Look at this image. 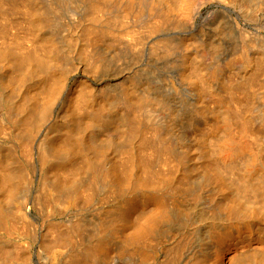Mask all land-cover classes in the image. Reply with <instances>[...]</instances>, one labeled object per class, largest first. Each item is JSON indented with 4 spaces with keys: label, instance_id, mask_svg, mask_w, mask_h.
I'll use <instances>...</instances> for the list:
<instances>
[{
    "label": "rangeland",
    "instance_id": "obj_1",
    "mask_svg": "<svg viewBox=\"0 0 264 264\" xmlns=\"http://www.w3.org/2000/svg\"><path fill=\"white\" fill-rule=\"evenodd\" d=\"M21 1L14 4V0H0V128H3L0 132H6L0 134V235L3 237L0 239V264H53L49 256L55 248L56 251H63L58 254L60 258H57L55 264H68L71 260L69 256L76 258L78 264H152L154 257L158 258L155 262L159 264L168 256L173 257V250L178 244L185 245L186 248L177 257V264H215L221 257L225 264H234L237 252L248 244L261 255L245 260V264H264V211L256 201H240L239 203L247 204L243 205L234 202L232 194L231 197L225 196L230 194L221 191L220 182L206 170L209 159L203 144L204 135L213 130L217 120L230 107L231 93L228 86L233 85V82L236 87L241 84L240 89L234 85L232 87L238 91L244 88L243 93L239 92L243 94L240 95L241 101L245 95H249L245 96L242 108L253 107L249 110L241 109L243 112L250 111L248 114L243 113L244 116H250L249 123L251 122L247 142L252 143L250 148L264 162V65L259 75L261 84L253 88L254 95L243 83L247 82L261 63L251 68L242 65L240 59L246 51L248 56L257 60L261 57L264 61V0H172L173 6L176 3V9L171 11L168 20L163 21L154 32H149V28L153 26L151 23L159 19L158 15L163 10L169 8V3L164 2L168 0ZM97 1L103 4V9L93 13L91 6ZM193 3L194 6L200 5L198 12H193ZM20 9L32 14L36 12L39 16L29 13L32 19L23 11L25 15H21L27 18L22 22L24 18L17 15H20L17 11ZM34 16L37 19L42 16L39 18L41 23L36 18L34 20ZM28 19L37 21L31 25L32 20L29 22ZM48 20H52L50 25ZM34 23L40 27L37 28ZM22 52L23 55H20ZM13 53H17L24 62L27 59L24 56L31 53L34 55L23 66L22 60L18 64L19 58ZM40 55H45V58ZM91 59L96 65H93ZM28 60L30 64L27 63ZM41 60L49 66V70L45 64L46 69L39 64ZM18 65L25 68L20 70L22 74L18 73L21 68ZM197 66L209 77L208 84L202 85L193 79ZM44 70H48V75ZM50 79L58 83L61 91L52 97V100L55 98V103H49L51 99L44 100L53 105L47 107L40 95ZM250 95L253 106L251 103V106L244 103ZM78 99H87L84 112H90V115L76 109ZM249 101L250 99L247 102ZM27 106L34 113L31 117L33 115V120L36 121H31L33 135L29 139V146L24 148L20 144H25L27 128L22 120L27 122L31 118L28 116L30 112H25ZM131 106L141 107L143 115L145 106V111H152L154 115L158 113L152 121L146 117L148 111L145 112V119L142 117V121H139L137 130L140 132L137 134L132 130L133 120L128 110ZM34 107L39 110L33 111ZM44 107L51 108L52 115L48 113L49 117L37 119L41 114L38 112H42ZM97 111L101 116L95 113ZM37 120L42 121L40 125ZM15 122H21V125ZM21 126H25V133ZM29 130L30 127L28 133ZM155 130H160L157 132V139ZM19 136L23 138L19 140ZM225 136L224 131H219L213 138L219 140ZM156 142H164L169 151L162 150L161 153L156 146L159 143ZM41 144L48 151L53 148L60 150L58 159L64 161L59 159L61 162L58 160V165L42 163L44 147ZM211 144L214 145L213 142ZM212 150L218 153L216 147L213 146ZM245 159L244 162H247L249 157L245 156ZM113 165L127 167L123 170L127 171L124 176H128L126 183L131 186L129 194L115 198L110 194L108 196L103 188L96 190L97 193L93 189L94 193L89 194H93V197L81 195L79 204H74V208L64 213L54 212V209L48 207L42 208L38 203L45 186L57 183L58 189H64L61 190L66 195L61 197L66 200L67 196L70 197L68 194L72 195L83 186H88L91 182L89 179L94 178L95 167L100 166L97 169L103 172L102 169L108 170ZM242 168L244 165L241 162L229 175L230 183L239 179L237 177L242 173ZM258 169L260 172L252 177V183L263 182L264 186V163ZM22 171L27 172L28 177ZM7 174L19 176L20 180L13 175L9 178ZM9 182L10 187L12 184L20 185V188L13 185L19 190L12 186L16 192L8 187ZM138 183L144 185L139 188ZM172 187L179 188L173 195L169 192ZM9 189L15 192L10 194ZM61 190H58L60 194ZM143 194L146 197L149 194L151 198L143 202ZM22 197L27 199L25 211L29 222L24 220L25 223L23 219H17L21 210L19 202L24 200ZM162 207L166 209L162 215L164 218L158 220L154 234L144 238V242L140 241L142 244L138 242L139 252L123 250L124 238L132 237L134 230ZM9 217L14 218L9 220ZM254 224L255 231L252 229ZM258 228L261 230H257ZM98 243L102 248L97 254L98 259L96 257L92 261L86 252Z\"/></svg>",
    "mask_w": 264,
    "mask_h": 264
},
{
    "label": "bare ground",
    "instance_id": "obj_2",
    "mask_svg": "<svg viewBox=\"0 0 264 264\" xmlns=\"http://www.w3.org/2000/svg\"><path fill=\"white\" fill-rule=\"evenodd\" d=\"M11 1V0H10ZM13 1V0H12ZM15 2H13L14 4L16 3V0H14ZM18 1V0H17ZM20 1L21 0H19L16 4H18V3H20ZM27 1H29V0H27ZM26 1V2H27ZM34 1V3H35V0H33ZM94 1H96V0H94ZM101 1V0H100ZM68 2V1H67ZM67 2H65V3H67ZM164 2H166V4H167V2L169 3V8L168 7H166V8H168L166 11L165 10H163L164 12H162V11H160V12H162V14H159L158 16H159V19L157 20V19H155V17H153L155 20H153V22L151 23V25H153V26H149L150 28H149V32H154L155 30H157V28H158V26L159 25H161L162 23H164V22H166L168 19H167V17H169V15H171L170 13H171V11H174L175 9H174V7H175V4L176 3H174V6H173V1L172 0H168V1H164ZM21 3H25V1L23 2V1H21ZM28 3V2H27ZM52 3V2H51ZM2 4V3H1ZM5 4V3H4ZM7 4V3H6ZM9 4V3H8ZM26 4V3H25ZM62 4V3H61ZM92 4V3H91ZM90 4V5H91ZM22 6H23V4H21ZM26 5H30V3H28V4H26ZM39 5V4H38ZM12 6V5H11ZM15 6V5H14ZM19 6V5H18ZM55 6V5H54ZM61 6V5H60ZM200 6V5H199ZM199 6H198V4H196L195 6H194V3H193V12H198V9H199ZM21 7V6H20ZM27 7H29V6H27ZM27 7H25V8H27ZM31 7V6H30ZM38 7H40V6H38ZM46 7V6H45ZM44 7V8H45ZM55 7H57V6H55ZM177 7V6H176ZM24 8V6L22 7V9ZM66 8V7H65ZM2 8L0 7V10H1ZM16 9L17 8H15V11H16ZM19 9V8H18ZM22 9H20V10H17L18 11V13H20V15L19 14H17L18 15V17H20L21 16V18H24V16H22L21 14L22 13H24L23 11H25V9L22 11ZM43 9V8H42ZM41 9V10H42ZM103 9V4L102 3H99L98 1L97 2H94L93 4H92V6H91V10L93 11V13H95L94 11H97V13L98 12H100L101 10ZM27 10H29V9H27ZM32 10V9H31ZM30 10V11H31ZM53 10V9H52ZM55 10V9H54ZM60 10V9H59ZM2 11V10H1ZM20 11H22V12H20ZM34 11V10H33ZM26 12V11H25ZM57 12V11H56ZM59 12H61V11H59ZM17 13V12H16ZM27 13H28V11L26 12V15H27ZM29 13H31V12H29ZM28 13V14H29ZM36 13V12H35ZM35 13H31L32 14V16L35 14ZM44 13V12H43ZM42 13V14H43ZM51 13V12H50ZM54 13V12H53ZM52 13V14H53ZM2 13H0V15H1ZM11 14V13H10ZM13 14H15V13H13ZM55 14V13H54ZM58 14V13H57ZM24 15H25V13H24ZM30 15V14H29ZM29 15H28V17H29ZM36 15L37 16H39L37 13H36ZM35 15V16H36ZM43 15H45V14H43ZM42 15V16H43ZM47 15V14H46ZM62 15V14H61ZM60 15V16H61ZM126 15V14H125ZM8 16V15H7ZM31 15H30V17H32ZM34 16V20H35V17ZM42 16H40L39 18H41ZM128 16V15H127ZM11 17V16H10ZM10 17H8V18H10ZM26 17V16H25ZM29 17V18H30ZM45 17L46 16H44L43 18L45 19ZM55 17V16H54ZM125 17V16H124ZM190 17V16H189ZM27 18V17H26ZM26 18H24V20L22 21V22H24L25 21V19ZM39 18L37 19L38 21H39ZM120 18V17H119ZM122 18V17H121ZM120 18V19H121ZM32 19H33V17H32ZM31 19V20H32ZM47 19V18H46ZM52 19V18H51ZM95 19H96V17H95ZM119 19V20H120ZM125 20H126V17L124 18ZM128 19V18H127ZM11 20V19H10ZM13 20V19H12ZM16 20V19H15ZM22 20V19H21ZM31 20H29L28 19V21L30 22ZM36 20V21H37ZM58 20V19H57ZM166 20V21H165ZM20 21V20H19ZM28 21H26V22H28ZM36 21H31V25H33L32 23L33 22H36ZM42 21V20H41ZM45 21V20H44ZM49 21V20H48ZM53 21H54V19H53ZM62 21V20H61ZM155 21V22H154ZM164 21V22H163ZM13 22V21H12ZM11 22V23H12ZM18 22V21H17ZM26 22H25V25H26ZM28 22V23H29ZM40 22V21H39ZM50 22H52V20L51 21H49V25H50ZM63 22V21H62ZM96 22H97V20H96ZM10 23V24H11ZM41 23V22H40ZM39 23V24H40ZM46 23V22H45ZM65 23V22H64ZM7 24V23H6ZM23 24V23H22ZM29 24V25H30ZM35 24V26L37 27H40L38 24H36V23H34ZM47 24V23H46ZM51 24H54V22L53 23H51ZM60 24H62V23H60ZM16 25H18V24H16ZM20 27H21V22H20ZM64 25V24H63ZM95 25V24H94ZM51 26H53V25H51ZM51 26H48V27H51ZM11 27V26H10ZM19 27V26H18ZM23 28H24V26H22ZM26 27V26H25ZM28 27H31V26H28ZM37 27V28H38ZM65 27V26H64ZM22 28V29H23ZM33 28H35V27H33ZM7 29V28H6ZM30 29V28H29ZM48 29H50V28H48ZM54 29V28H53ZM52 29V30H53ZM56 29V28H55ZM59 29V28H58ZM64 29V28H63ZM8 30V29H7ZM28 30V29H27ZM27 30H26V32H27ZM30 30H32V29H30ZM25 32V31H24ZM29 32V31H28ZM92 32V31H91ZM21 33H22V31H21ZM35 33V32H34ZM61 33V32H60ZM63 33V32H62ZM93 33V32H92ZM24 34V33H23ZM28 34V33H27ZM33 34V33H32ZM37 34V33H36ZM99 34V33H98ZM20 35V34H19ZM25 35V34H24ZM128 35V34H127ZM33 36V35H32ZM36 36V35H35ZM94 36V35H93ZM131 36V35H130ZM28 37H30L29 35H28ZM27 37V38H28ZM64 37V36H63ZM126 37V36H125ZM12 38V37H11ZM32 38V37H31ZM10 39V38H9ZM13 39V38H12ZM11 39V40H12ZM22 39V38H21ZM27 41H28V39H26ZM25 40V41H26ZM35 40V39H34ZM37 40V39H36ZM96 40H98V39H96ZM124 41H125V39H123ZM126 40H128V39H126ZM10 41V40H9ZM8 41V42H9ZM15 40H13V42H14ZM21 41H23V40H21ZM136 41H137V38H136ZM31 42V41H30ZM33 42H35V41H33ZM33 42H31V43H33ZM38 42V41H37ZM36 42V43H37ZM132 42V41H131ZM138 42V41H137ZM12 43V42H11ZM23 43V42H22ZM250 42H248V44H249ZM15 44V42L13 43V45ZM16 44H18V43H16ZM20 44V43H19ZM44 44V43H43ZM129 44H130V42H129ZM138 43H136V45H137ZM8 45H9V43H8ZM11 45V44H10ZM9 45V46H10ZM90 45V44H89ZM92 45V44H91ZM95 45V44H94ZM127 45V44H126ZM253 45V44H252ZM251 45V46H252ZM25 46V45H24ZM23 46V47H24ZM32 46V45H31ZM34 46V45H33ZM39 47H40V45H38ZM132 46V45H131ZM22 47V48H23ZM37 47V46H36ZM41 47H43V45L41 46ZM91 47V46H90ZM250 47V46H249ZM22 48H21V51H22ZM26 48V47H25ZM35 48V47H34ZM131 48V47H130ZM16 49V48H15ZM18 49V48H17ZM36 49H38V50H40L39 48H36ZM42 49V48H41ZM53 50V49H52ZM94 50V49H93ZM15 51V50H14ZM24 51V50H23ZM27 51V50H26ZM47 51H48V48H47ZM7 52H9V51H7ZM18 52H20V51H18ZM28 52V51H27ZM49 52V51H48ZM15 53V52H14ZM13 53V54H14ZM21 53V52H20ZM59 53V52H58ZM10 54V53H9ZM28 54V53H27ZM29 54H30V52H29ZM28 54V56H24V57H27V59H30V57L32 58V56L34 55L33 53H31V55H29ZM33 54V55H32ZM36 54V53H35ZM54 54V53H53ZM93 54V53H92ZM10 55H12V54H10ZM14 55H16V57L18 56L17 55V53L16 54H14ZM20 55H23V52H22V54H20ZM37 55H39V54H37ZM52 55V54H51ZM8 56V55H7ZM36 56V55H35ZM56 56V55H55ZM92 56H94V54L92 55ZM10 57V56H9ZM37 57H39V56H37ZM40 57H44L45 58V55L44 56H41L40 55ZM96 57V56H95ZM95 57H94V59H95ZM12 58V57H11ZM15 58V57H14ZM13 58V59H14ZM18 58H19V56H18ZM22 58V57H21ZM99 58V57H98ZM23 59V58H22ZM22 59H18V64H20L19 63V61H21ZM26 59V60H27ZM60 59V58H59ZM240 59L242 60V65H245V66H248V67H255L258 63L260 64L259 65V67L258 68H256V70L252 73V75H250V78L247 80V82L245 83H243V84H246L245 85V87L246 88H248V90L249 89H251L252 91H250V93L252 92V93H254V95H255V91H254V87H256L258 84H261V83H259V75L261 74V72H262V66L264 65V61H263V59L261 58V57H259V59L257 60V59H255V58H253V57H250V56H248V54L246 53V51L245 52H243V54L240 56ZM26 60H25V62H26ZM33 60V62H34V59H32ZM32 60H31V62H32ZM50 60V59H49ZM96 60H97V58H96ZM96 60H95V62H96ZM99 60V59H98ZM29 61L30 60H28V62L27 63H29ZM42 61L43 60H41L40 61V65H42V67H43V69H46V63L44 62V63H42ZM47 61H48V59H47ZM53 61V60H52ZM56 61H57V59H56ZM91 61L93 62L94 60H92L91 59ZM101 61H102V59H101ZM105 61V60H104ZM103 61V62H104ZM24 62V60H22L21 61V64H23V66H24V64H26ZM37 62V61H36ZM48 62H50V61H48ZM99 61H97V64H100V63H98ZM38 63V62H37ZM57 63V62H56ZM55 63V64H56ZM94 63V62H93ZM92 63V64H93ZM102 63V62H101ZM13 64H14V62H13ZM16 64H17V58H16ZM30 64V63H29ZM46 66H45V65ZM49 64V63H48ZM53 64V63H52ZM91 64V65H92ZM58 65V64H57ZM60 65V64H59ZM93 65H96L95 63L93 64ZM92 65V66H93ZM254 65V66H253ZM17 66V65H16ZM15 66V67H16ZM18 66H20V65H18ZM52 66V65H51ZM54 66V65H53ZM61 66V65H60ZM100 66V65H99ZM21 68L19 69V67H18V69H19V71H18V73L19 72H21L20 70L22 69V71L25 69L24 67H22V65L20 66ZM45 67V68H44ZM93 67H95V66H93ZM40 68V67H39ZM47 68H48V70H49V66H47ZM17 69V70H18ZM41 69V68H40ZM50 69H51V67H50ZM61 69V68H60ZM47 70V71H48ZM52 70V69H51ZM58 70V69H57ZM38 71H39V69H38ZM41 71V70H40ZM44 71H46V70H44ZM46 71V74L48 75V72ZM1 72V71H0ZM55 72H57V71H55ZM24 73V72H23ZM41 73V72H40ZM43 73H45V72H43ZM19 74H22V72L21 73H19ZM19 74H18V76H19ZM50 74V73H49ZM194 74H195V76H194V78L193 79H195L196 81H198V82H200L202 85H205L206 83L208 84V82H209V77H206V75L205 74H203V70L202 69H200L199 68V66H197V68L195 69V72H194ZM1 75V74H0ZM44 76V75H43ZM46 76V75H45ZM50 76V75H49ZM48 77V76H47ZM51 77V76H50ZM54 77V76H53ZM52 77V78H53ZM21 78V77H20ZM45 78V77H44ZM17 79H18V77H17ZM40 79H42V78H40ZM49 79V78H48ZM20 80V79H19ZM51 80V79H50ZM53 80V79H52ZM49 81L50 83L48 84H46L45 85V87H44V90L42 91V93H41V100H45L46 98L47 99H51L52 100V97H55V96H57L58 94H57V92L58 91H61L60 90V88L58 87V83H55V80L54 81ZM195 81V82H196ZM43 82V81H42ZM46 82V81H45ZM236 83V82H235ZM232 84V83H231ZM243 84H242V86H243ZM233 85H234V82H233ZM233 85H230V86H228V88L230 89V93H231V101H230V107H229V109H227L222 115H221V118L220 119H218L217 121V123H216V125H215V127L213 128V130H211V132H209V133H207V134H205L204 135V137H203V144H204V146L206 147V149H207V153H206V157H208V164H207V166H206V170L208 171V172H210V173H212V174H214L215 175V177H216V179L220 182V186H221V191H227L230 195H226L225 194V196H230L231 197V194L233 195V201L234 202H236V203H238V204H243V205H247L245 202H241V203H239L240 201H248V200H253L254 202L256 201L257 203H258V207L261 209V210H263L264 211V186L262 185V183L263 182H261V184H253L252 182V177H254L255 175H257L259 172H260V170L258 169V167L259 166H262L263 165V163L264 162H262L261 160H260V158L258 157V155L257 154H255L254 152H253V150L254 149H251L250 148V145L252 144H248L249 142H247V138H249V136H250V128H249V124L251 123H249V121H250V116H244V114L243 113H245L246 111H242L241 109H246L247 107L245 106L244 108H242L243 107V105H242V103H243V101L245 100V96L246 97H249V95H245L243 98H244V100L243 101H241V96L240 95H243L242 93L244 92V88H243V90L241 91V90H236V89H234L232 86ZM239 85V84H238ZM237 85V86H238ZM241 85V84H240ZM240 85H239V87H240ZM234 87H236L235 85H234ZM239 87H236V88H238V89H240ZM257 88V87H256ZM41 89H43V88H41ZM245 90H247V89H245ZM3 91V90H2ZM254 91V92H253ZM239 92H242L241 94H239ZM246 92V91H245ZM6 93V92H5ZM58 93H60V92H58ZM57 94V95H56ZM87 94V93H86ZM247 94V93H246ZM38 95H39V93H38ZM60 95V94H59ZM254 95H253V100H255V97H254ZM20 96V95H19ZM89 96V95H88ZM88 96H86V98L88 97ZM35 97V96H34ZM36 98V97H35ZM81 99H82V96L80 97ZM84 98H85V96H84ZM1 99V98H0ZM55 98H53V100H54ZM77 100V104H76V109L79 111V112H81V113H84V114H89L90 115V112H84L85 111V105H84V103H85V100H87V99H83V101L82 100ZM247 99V98H246ZM248 99H250V101L249 102H247L248 101ZM247 100H246V102H244L245 104L247 103H251V95H250V98H248ZM8 100V99H7ZM38 100H39V98H38ZM51 100H49L48 102L49 103H51V102H54L53 100L51 101ZM252 100V101H253ZM13 101V100H12ZM43 101L41 102L42 104H45L46 102H47V100H46V102L45 103H43ZM57 101V100H56ZM129 101V100H128ZM39 102V103H40ZM87 102V101H86ZM131 102V101H130ZM3 103V102H2ZM35 103V102H34ZM55 103V102H54ZM88 103V102H87ZM8 104V103H7ZM9 104L11 105V103H10V101H9ZM30 104V103H29ZM31 104H33V102L31 103ZM38 104V102L36 103V105ZM86 104V103H85ZM134 104V103H133ZM143 104V103H142ZM244 104V105H245ZM252 104V106L254 105L253 104V102L251 103ZM251 104H250V106H251ZM10 105H9V107H10ZM46 105H47V107H48V105H50V107L51 106H53V105H51V104H47L46 103ZM137 105H139V104H137ZM15 106V105H14ZM30 106V105H29ZM29 106H27V109L25 108V112H26V110H28V107ZM34 106V105H33ZM40 106H41V104L39 105V108H40ZM44 106V105H43ZM42 106V107H43ZM55 106V105H54ZM140 106V105H139ZM138 106V107H139ZM12 107V106H11ZM37 107H38V105H37ZM134 107V106H131V107H129V115H130V113H131V117H132V119L131 120H133L132 121V126H133V129L132 130H134V133H138V132H140V131H138L137 130V128H138V125L140 124V122L139 121H142V119H145V117H144V115H145V112H147L148 111V113H146L147 114V119L149 118V119H152V121H153V117H155L156 115H154L153 114V112L152 111H150L149 112V110H146L145 111V107H144V115L142 114V111L143 110H141L140 108L141 107ZM143 107V106H142ZM249 107V106H248ZM5 108V107H4ZM53 108V107H52ZM88 108V107H87ZM253 107H251V108H247L246 110H249V109H252ZM8 109V108H7ZM41 109V108H40ZM51 109V108H50ZM50 109L49 108H43L41 111L42 112H38V113H41L40 114V116H39V114L38 113H36V115L38 114V118L36 117V115H35V117L37 118V119H40V120H42V119H44L46 116H48L49 117V115L51 116L52 115V113H50ZM13 110V109H12ZM31 110V109H30ZM30 110H28L29 112H30V115H28V116H30L31 117V114H33L34 115V113H31V111ZM36 110H37V108L35 109V107H34V110L33 111H35L36 112ZM39 110V109H38ZM37 110V111H38ZM7 111V110H6ZM9 111H11V110H9ZM32 111V112H33ZM88 111V110H87ZM92 111V110H91ZM24 112V111H23ZM52 112V111H51ZM58 112V111H57ZM99 111H97V112H95V113H97V115H100L99 113H98ZM152 112V113H151ZM248 112L250 113V111H247L246 112V114H248ZM12 113V112H11ZM15 113H17V112H15ZM26 113H28V112H26ZM48 113H50L49 115H48ZM94 113V112H93ZM102 113V112H101ZM24 114V113H23ZM103 114V113H102ZM151 114H153V115H151ZM8 115V114H7ZM15 115V114H14ZM22 115V114H21ZM33 115H32V117L29 119L28 118V120H26L27 122H24V119L22 120V124L24 125V123H25V128H27L26 130L27 131H25L24 130V127H22L21 126V129L23 130V132L25 131L26 132V134H27V136L25 137V139H26V141H25V144H20V145H24V148H26V147H28L29 146V139L31 138V136L33 135L32 134V130H31V127H32V125H31V121H33L32 123H34V120H33ZM10 116V115H9ZM17 116H18V114H17ZM27 116V117H28ZM57 116V115H56ZM86 116V115H85ZM101 116V115H100ZM6 117V116H5ZM16 117V116H15ZM98 117V116H97ZM130 117V118H131ZM143 117V118H142ZM160 117V116H159ZM158 117V118H159ZM142 118V119H141ZM7 119V118H6ZM26 119V118H25ZM48 119V118H47ZM155 119V118H154ZM249 119V120H248ZM40 120H37V122H39ZM13 121H15V119L13 120ZM36 121V120H35ZM43 121H45V120H43ZM146 121H148V122H150L149 120H146ZM0 122H2V120L0 121ZM11 122V121H10ZM17 122V121H16ZM15 122V123H16ZM37 122H35V124L37 123ZM42 122V121H41ZM41 122H39V125H40V123ZM21 122H18V123H16V124H20ZM1 124V123H0ZM142 124V123H141ZM21 125V124H20ZM144 125V124H143ZM142 125V126H143ZM146 125V124H145ZM12 126V125H11ZM19 126V125H18ZM37 126H38V124H37ZM152 126V125H151ZM1 127V126H0ZM4 127V126H3ZM6 127V126H5ZM20 127V126H19ZM18 127V128H19ZM30 127V130H29V133H28V128ZM38 127H40V126H38ZM135 127H136V129H135ZM15 128H16V126H15ZM150 128V127H149ZM149 128H148V130H149ZM157 128H160V127H157ZM3 130V128H0V130ZM35 129H37V128H35ZM40 129H42V128H40ZM46 129V128H45ZM145 129V128H144ZM5 130V129H4ZM34 130V129H33ZM143 130V129H142ZM157 130V129H156ZM154 131L155 132V137H156V139L158 138L157 137V132L158 131H160V130H158V131ZM35 131V130H34ZM33 131V132H34ZM219 131H224V133L226 134V136L223 138V139H217V140H215L216 138H213L214 137V135L217 133V132H219ZM24 132V133H25ZM142 132V131H141ZM3 133H6L5 131H3ZM2 133V131L0 132V134H3ZM102 133V132H101ZM133 133V134H134ZM147 133V132H146ZM150 133V132H149ZM36 134H37V132H36ZM144 134V133H143ZM142 134V135H143ZM154 134V133H153ZM159 134V133H158ZM5 135V134H4ZM23 135H25V134H23ZM160 135V134H159ZM22 136V135H21ZM21 136H19V140H21L20 138H23V137H21ZM36 136V135H35ZM148 136V135H147ZM2 137V136H1ZM45 137H47V135L45 136ZM153 137H154V135H153ZM155 137H154V139H155ZM43 138V137H42ZM74 138V137H73ZM7 139V138H6ZM33 139V138H32ZM145 139V138H144ZM18 140V139H17ZM41 140V139H40ZM66 140V139H65ZM152 140V139H151ZM22 141H23V139H22ZM46 141V140H45ZM67 141H70V139H67ZM73 141V140H72ZM76 141V140H75ZM74 141V142H75ZM163 141V140H162ZM43 142V141H42ZM65 142L66 141H64V146H65ZM73 142V143H74ZM165 142V141H164ZM164 142H156V144H158V145H156L158 148L157 149H159L160 148V152L161 153H163V151L164 152H167V151H169L168 149L169 148H167L166 147V144L164 143ZM211 142H213V144L214 145H212L211 144ZM1 143V142H0ZM19 143H21V141L19 142ZM43 143H45V142H43ZM146 143H147V139H146ZM149 143V142H148ZM153 143V142H152ZM2 144V143H1ZM46 144V143H45ZM68 144V143H67ZM6 145V144H5ZM34 145V144H33ZM41 145H43V144H41ZM54 145V144H53ZM74 145V144H73ZM168 145V144H167ZM15 146V145H14ZM19 146V145H18ZM40 146V145H39ZM70 146V145H69ZM68 146V147H69ZM148 146V145H147ZM153 146H155L154 144H153ZM213 146L214 147H216L217 149H218V153L216 154L212 149H213ZM253 146V145H252ZM31 147H32V145H31ZM44 147V150L42 149ZM53 147V146H52ZM54 147H55V145H54ZM73 147V146H72ZM149 147V146H148ZM170 147V146H169ZM204 147V148H205ZM20 148H22V146H20ZM24 148L22 149L23 151H24ZM42 148H40V149H42V151H43V153L41 154V160L43 161L42 163H45V164H47V163H49V165H50V163H53V165L54 164H57L58 162V160L60 159H58V156L59 155H57L58 154V151H60V150H58L57 148L56 149H51V150H47V149H45V145H43L42 146ZM47 148V147H46ZM70 148V147H69ZM149 148H151V146L149 147ZM155 148V147H154ZM253 148V147H252ZM2 149H4V148H2ZM12 149V148H11ZM35 149V148H34ZM39 149V148H38ZM64 149V148H63ZM153 149V148H152ZM251 149V150H250ZM7 150V149H6ZM21 149H20V152L22 151ZM27 150H28V148H27ZM30 150H33V149H30ZM69 150V149H68ZM74 150V149H73ZM163 150V151H162ZM16 151V150H15ZM26 151V150H25ZM70 151H71V149H70ZM12 152H14V151H12ZM31 152V151H30ZM62 152V151H61ZM73 152V151H72ZM251 152H253V153H251ZM21 153H24V152H21ZM69 153V152H68ZM71 153V152H70ZM69 153V154H70ZM74 153V152H73ZM151 153V152H150ZM155 153H157V151L155 152ZM14 154H16V153H14ZM34 154V153H33ZM32 154V155H33ZM62 153H60V156H61V158H62V155H61ZM158 154V153H157ZM214 154H216V156L214 155ZM24 155V154H23ZM67 155V154H66ZM159 155V154H158ZM165 155H166V153H165ZM26 156V155H25ZM29 156H30V154H29ZM65 156V155H64ZM73 156V155H72ZM75 156V155H74ZM214 156H215V158H214ZM245 156H248L249 157V160H247V162H244V161H246V159H245ZM27 157V156H26ZM25 157V158H26ZM32 157V156H31ZM70 157V156H69ZM30 158V157H29ZM39 158V157H38ZM75 158V157H74ZM27 159H28V157H27ZM26 159V160H27ZM164 159H166V158H164ZM245 159V160H244ZM62 162L64 161L63 159H60ZM59 160V161H60ZM163 160V159H162ZM1 161V160H0ZM17 161V160H16ZM19 161V160H18ZM22 161V160H21ZM24 161V160H23ZM60 161V162H61ZM69 161V160H68ZM72 161V160H71ZM74 161V160H73ZM264 161V160H263ZM243 163V165H244V168H242V173L240 174V176H238L237 178H239V179H237V180H234V181H232L231 183L229 182V180H230V178H229V175L230 174H232L235 170H236V168H237V166H238V164H240V163ZM20 163V162H19ZM28 163H30L29 161H28ZM27 163V164H28ZM33 163V162H32ZM66 163V162H65ZM71 163V162H70ZM166 164H167V162H165ZM1 164V163H0ZM24 164H26V163H24ZM66 164H68V163H66ZM58 165V164H57ZM92 165H93V163H92ZM1 166H2V164H1ZM0 166V167H1ZM13 165H10V167H12ZM28 166V165H27ZM31 166H33L32 164H31ZM45 166V165H44ZM71 166V165H70ZM9 167V169H11ZM21 167V166H20ZM26 167V166H25ZM58 167V166H57ZM66 167V166H65ZM100 167V166H99ZM98 166L97 167H95L94 169H95V171L97 172V168H99ZM4 168V167H3ZM6 168H7V166H6ZM5 168V169H6ZM14 168H16L15 166H14ZM19 168V167H18ZM56 168V167H55ZM103 168H105V167H103ZM124 168H127V167H116L115 165H113V167H111L110 169H108V170H105V169H102L103 170V172H101V169H100V171L98 170V172L96 173V172H94L95 174L93 175V180L91 179H89V181H91L89 184H88V186L86 187H84L83 186V188L80 190V191H78V192H75L74 194L72 193V195L71 194H68V195H70V197L68 198V196H67V198H66V200H65V195L66 194H63V192L64 191H62V190H64V189H62V187H60V189H58V186H57V183H53V184H49L48 186H45L43 189V194L42 195H40L39 196V199H38V203L40 204V206L42 207V208H46V207H48V208H51V209H54L53 211L54 212H57L58 213V211L60 212H66V211H68V210H70L71 208H74L73 206H75L74 204H76L77 205V203H78V199L80 198V197H88V196H91V195H89V194H91L92 192H93V189H94V191H99L98 189H100V188H103V189H105L107 192L106 193H108V196H109V194L111 195V196H115V198L117 197H123L124 196V194L126 195V194H129V192H131V190L129 189V186H130V183H126V181H128V180H125L126 178H124V176H126V173H127V171L125 172L123 169ZM8 169V170H9ZM12 170V169H11ZM25 170V169H24ZM49 170V169H48ZM75 170V169H74ZM91 170V169H90ZM126 170V169H125ZM0 171H2V168L0 169ZM14 171V170H13ZM26 171V170H25ZM69 171V170H68ZM78 171V170H77ZM22 172H24V171H22ZM49 172V171H48ZM50 172H51V169H50ZM75 172H76V170H75ZM6 173H7V171H6ZM12 173V172H11ZM25 173V172H24ZM23 173V174H24ZM27 173V172H26ZM25 173V174H26ZM52 173V172H51ZM71 173V172H70ZM48 174V173H47ZM46 174V175H47ZM57 174V173H56ZM129 174V173H128ZM0 175H2V173H0ZM7 175H9L8 177L9 178H11L12 176L11 175H13L14 177H16L17 179H19L20 177L19 176H15L14 174H7ZM6 175V176H7ZM28 174H26V176H27ZM92 175V174H91ZM25 176V177H26ZM64 176V175H63ZM69 176V175H68ZM8 177H6L5 179L8 181ZM14 177L12 178V179H14ZM28 177V176H27ZM26 177V178H27ZM61 177V176H60ZM1 178H2V176H1ZM25 178V179H26ZM49 178V177H48ZM22 179H23V177H22ZM53 179V178H52ZM60 179V178H59ZM61 179H62V177H61ZM64 179V178H63ZM15 180V179H14ZM20 180V179H19ZM19 180H16V181H19ZM24 180V179H23ZM46 180V179H45ZM66 180V179H65ZM65 180H64V182H65ZM10 182H12L13 180H9ZM130 181V180H129ZM9 182V186L8 187H10V185H11V183ZM14 182V181H13ZM21 182V181H20ZM19 182V183H20ZM28 182H29V180H28ZM47 182V181H46ZM54 182H55V180H54ZM88 182V181H87ZM259 182V183H260ZM15 183V182H14ZM32 183V182H31ZM66 183V182H65ZM24 185H25V183H23ZM61 184V183H60ZM13 185H17V184H12V186ZM27 185V184H26ZM29 185V184H28ZM66 185V184H65ZM65 185H63L64 187H65ZM86 185H87V183H86ZM144 184L142 183V184H137V187L139 186V188L140 187H142ZM10 187L11 189L14 187L15 189H17L15 186H13V187ZM18 186H20V185H17V187ZM62 186V185H61ZM22 187V186H21ZM131 187V186H130ZM13 188V190H15ZM18 188H20V187H18ZM23 188H25L24 186H23ZM23 188H22V190H23ZM30 188V187H29ZM66 188H67V186H66ZM72 188V187H71ZM79 188V187H78ZM174 188H176V187H174ZM11 189H9L10 190V194H12L11 192H15V191H11ZM62 189V190H61ZM68 189H69V187H68ZM67 189V190H68ZM8 190V191H9ZM17 190H19V189H17ZM58 190H61L62 191V194H60L61 192H59ZM178 190H179V188L177 187V189H173V187L169 190V192L173 195V194H175V193H177L178 192ZM25 191V190H24ZM23 191V192H24ZM26 191H28V190H26ZM76 191V190H75ZM97 191H96V193H97ZM17 192V191H16ZM19 192V191H18ZM20 192H21V190H20ZM101 192V191H100ZM105 192V191H104ZM27 193V192H26ZM38 193V192H37ZM94 193V192H93ZM99 193V192H98ZM16 194H18V193H16ZM16 194H14L13 193V195H16ZM21 194V193H20ZM146 194V193H145ZM145 194H143L142 195V201L143 202H146L147 201V199H150L151 198V196L149 195V194H147V196L148 197H146V195ZM62 195H64V199L61 197ZM82 195V196H81ZM94 195L92 194V196L91 197H93ZM106 196H107V194H106ZM105 196V197H106ZM11 198L13 197L12 195L10 196ZM18 197V196H17ZM90 197V198H91ZM97 197V196H96ZM96 197H94V198H96ZM104 197V198H105ZM16 198V197H15ZM14 198V199H15ZM28 198V197H27ZM109 198H111V197H109ZM13 199V198H12ZM22 199H24L23 197H22ZM26 199V198H25ZM25 199L21 202H19V205H20V207H21V210H20V212L18 213L19 215H18V218L17 219H21L20 221H22V219H23V222H24V220H28L27 219V214H26V211H25V206H26V202L27 201H25ZM29 199V198H28ZM92 199V198H91ZM107 199V198H106ZM27 200V199H26ZM80 200H82V199H80ZM89 200V199H88ZM16 201V200H15ZM238 201V202H237ZM79 204V203H78ZM17 205V204H16ZM163 208V207H162ZM162 208H160V209H157L149 218H147L146 219V221L143 223V224H141L138 228H136L135 230H134V234L132 235V237H128V238H124V240H123V243H122V248H123V250H129V249H132V251L133 250H137V244H138V242H142L143 240H144V238L146 239V237H148L149 235H152V233L154 234V232H155V230H157L156 229V226H157V222H158V220H160L161 218H164V217H162V215H163V212H164V210L166 211V209H162ZM45 210V209H44ZM50 212V211H49ZM11 213V212H10ZM165 213V212H164ZM7 215V214H6ZM11 215V214H10ZM49 215V214H48ZM17 217V216H16ZM59 217V216H58ZM14 217H12V219H13ZM49 218H50V216H49ZM11 218L9 217V220H10ZM11 219V220H12ZM16 219V218H15ZM52 220V219H51ZM7 221V220H6ZM18 221V220H17ZM12 222V221H11ZM14 222V221H13ZM16 222V221H15ZM28 222H29V220H28ZM53 222V221H52ZM20 223V222H19ZM25 223V222H24ZM23 224V223H22ZM11 225V224H10ZM16 225V224H15ZM6 226V225H5ZM7 227V226H6ZM255 227H256V224H254L253 225V230L255 231ZM73 229V228H72ZM253 230H251V231H253ZM257 230H261L260 228H258ZM17 232V231H16ZM58 233H59V231L57 232V235H58ZM61 234V233H60ZM63 237H64V235L63 234H61ZM59 236V235H58ZM0 239H2L3 237H2V235H0ZM61 238V237H60ZM63 240V239H62ZM1 242V241H0ZM140 242V244H142ZM144 242V241H143ZM16 243V242H15ZM102 243V242H101ZM1 244V243H0ZM77 244V243H76ZM104 244V243H103ZM186 244V243H185ZM18 245V244H17ZM97 246L95 247V245H93L94 247L92 248V249H90L89 248V250L86 252V254L89 256V258H92V261L93 260H95L94 258H96L97 257V259H98V257H99V255L97 256V254H98V252H100V249L102 248V245L100 246L99 245V243L98 244H96ZM179 245V244H178ZM177 245V247H175L176 249L175 250H173L174 252V254H173V257H169L168 256V258H166V260H164V261H161V260H158V261H161L159 264H174L175 263V261H176V259H178L177 257L180 255V254H182V251L186 248L185 247V245H182V246H178ZM18 249V248H17ZM56 249L57 248H55V250L51 253V255L49 256V259L52 261L51 263H53V264H55V261L57 260V258H58V254L59 253H63V251H56ZM243 250V251H242ZM257 249H254V248H252V246L250 245V244H248V245H246V246H243L242 248H241V250H240V252H237V258H235V263L234 264H245V262L247 261V260H252L254 257H257V256H259V255H261L258 251H256ZM82 251V250H81ZM84 251V250H83ZM135 251H134V253H135ZM138 252H139V250H137ZM83 253H85V252H83ZM171 254V253H170ZM249 254H252V255H249ZM61 255V254H60ZM83 255H85V254H83ZM156 255V254H155ZM62 256V255H61ZM18 257V256H17ZM70 258H71V260H69L67 263L68 264H78V262H77V259L76 258H73L72 259V257L71 256H69ZM86 257V256H85ZM154 257V256H153ZM180 257V256H179ZM20 258V257H19ZM60 258V257H59ZM58 258V259H59ZM222 258V257H221ZM220 258V260L219 261H217L215 264H225L224 263V261H223V259H221ZM153 259V258H152ZM154 262L152 261V264H157L158 262H155L158 258H155L154 257ZM13 260V259H12ZM246 260V261H245ZM60 261V260H59ZM91 261V262H92ZM179 261V260H178ZM244 261V262H243ZM148 264H151V262L150 263H148ZM176 264H177V261H176Z\"/></svg>",
    "mask_w": 264,
    "mask_h": 264
}]
</instances>
